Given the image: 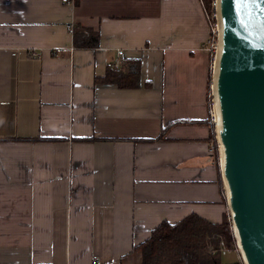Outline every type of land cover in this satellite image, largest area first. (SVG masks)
<instances>
[{"label": "crops", "instance_id": "obj_1", "mask_svg": "<svg viewBox=\"0 0 264 264\" xmlns=\"http://www.w3.org/2000/svg\"><path fill=\"white\" fill-rule=\"evenodd\" d=\"M212 25L201 0H0V264H126L223 222Z\"/></svg>", "mask_w": 264, "mask_h": 264}, {"label": "water", "instance_id": "obj_2", "mask_svg": "<svg viewBox=\"0 0 264 264\" xmlns=\"http://www.w3.org/2000/svg\"><path fill=\"white\" fill-rule=\"evenodd\" d=\"M212 110L219 170L243 264H264V0H216Z\"/></svg>", "mask_w": 264, "mask_h": 264}, {"label": "trees", "instance_id": "obj_3", "mask_svg": "<svg viewBox=\"0 0 264 264\" xmlns=\"http://www.w3.org/2000/svg\"><path fill=\"white\" fill-rule=\"evenodd\" d=\"M201 1L206 15L211 18L214 0ZM211 23L215 24V20ZM116 76L118 74L112 75ZM214 131L211 121L212 141H216ZM215 160L219 164L218 153ZM235 249L236 241L228 210L220 224L211 223L198 215H191L174 224L165 222L156 227L145 242L137 245L131 255H140L137 264H227L223 261V250L228 252ZM231 264L243 263L240 260Z\"/></svg>", "mask_w": 264, "mask_h": 264}, {"label": "built area", "instance_id": "obj_4", "mask_svg": "<svg viewBox=\"0 0 264 264\" xmlns=\"http://www.w3.org/2000/svg\"><path fill=\"white\" fill-rule=\"evenodd\" d=\"M63 3H66L68 5H73L74 3V0H62ZM215 1L213 2V8H214V20H215V24L212 25V37L210 38L209 42H208V45H209V49L213 52V58H214V51H215V48H216V45H217V24H216V12H215ZM74 29L72 26H69V32L70 33H73ZM121 54V52H120ZM211 121L214 123L215 120H214V115H213V110H212V113H211ZM218 153V150H217V144H216V141H211V145L209 146V154L212 155L213 157H216ZM236 252L238 253V250L235 249ZM227 250H224L223 251V254H226Z\"/></svg>", "mask_w": 264, "mask_h": 264}, {"label": "rangeland", "instance_id": "obj_5", "mask_svg": "<svg viewBox=\"0 0 264 264\" xmlns=\"http://www.w3.org/2000/svg\"><path fill=\"white\" fill-rule=\"evenodd\" d=\"M210 21H214V14H212L211 18H209ZM224 251V250H223ZM235 252L233 251H230V252H226V255L224 254V257H223V261L224 263H234V262H237V259L239 258L240 259V255L236 252V250H234ZM140 261V255L137 254V255H133L131 258H128L127 262L129 264H137L138 262ZM126 263V264H128Z\"/></svg>", "mask_w": 264, "mask_h": 264}]
</instances>
